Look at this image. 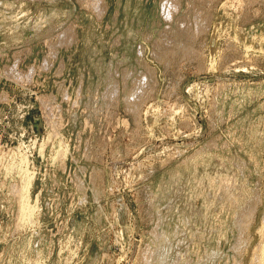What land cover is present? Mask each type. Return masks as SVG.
<instances>
[{"label":"rangeland","instance_id":"374dc122","mask_svg":"<svg viewBox=\"0 0 264 264\" xmlns=\"http://www.w3.org/2000/svg\"><path fill=\"white\" fill-rule=\"evenodd\" d=\"M0 264H264V0H0Z\"/></svg>","mask_w":264,"mask_h":264},{"label":"bare ground","instance_id":"6f19581e","mask_svg":"<svg viewBox=\"0 0 264 264\" xmlns=\"http://www.w3.org/2000/svg\"><path fill=\"white\" fill-rule=\"evenodd\" d=\"M23 211V210H22ZM23 212H25V211H23ZM25 213H27V212H25ZM22 214V213H21ZM24 214V213H23ZM27 215V214H26ZM262 254V253H261Z\"/></svg>","mask_w":264,"mask_h":264}]
</instances>
